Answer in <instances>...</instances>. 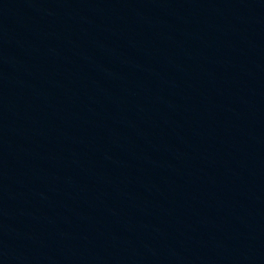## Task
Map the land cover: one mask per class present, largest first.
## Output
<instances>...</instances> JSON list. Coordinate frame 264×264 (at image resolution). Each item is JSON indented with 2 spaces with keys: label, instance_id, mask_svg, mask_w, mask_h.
Segmentation results:
<instances>
[{
  "label": "water",
  "instance_id": "obj_1",
  "mask_svg": "<svg viewBox=\"0 0 264 264\" xmlns=\"http://www.w3.org/2000/svg\"><path fill=\"white\" fill-rule=\"evenodd\" d=\"M0 264H264V0H0Z\"/></svg>",
  "mask_w": 264,
  "mask_h": 264
}]
</instances>
